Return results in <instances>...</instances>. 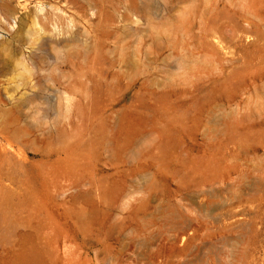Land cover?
Masks as SVG:
<instances>
[{
    "label": "rangeland",
    "instance_id": "1",
    "mask_svg": "<svg viewBox=\"0 0 264 264\" xmlns=\"http://www.w3.org/2000/svg\"><path fill=\"white\" fill-rule=\"evenodd\" d=\"M0 264H264V0H0Z\"/></svg>",
    "mask_w": 264,
    "mask_h": 264
}]
</instances>
